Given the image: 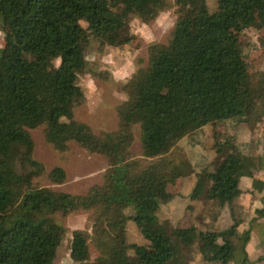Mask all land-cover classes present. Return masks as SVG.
<instances>
[{"label": "trees", "instance_id": "obj_1", "mask_svg": "<svg viewBox=\"0 0 264 264\" xmlns=\"http://www.w3.org/2000/svg\"><path fill=\"white\" fill-rule=\"evenodd\" d=\"M168 11L175 22L167 44L150 45L146 65L120 88L125 100L115 108L116 129H87L75 117L85 101L78 77L100 76L88 68L87 45L92 39L100 49L132 45V17L148 25ZM0 21V264H55L66 231L58 219L76 213H87L88 225L71 233L75 264H190L192 252L203 264H232L237 251L245 254L249 233L237 232L240 220L232 216L216 229L201 230L193 219L174 227L156 193L174 198L167 189L181 177L175 151L207 125L223 159L203 170L210 186L203 193L199 182L191 201L205 195L234 204L243 177L264 191V181L229 151L233 142L216 132L229 120L249 128L264 121V70L248 66L240 44L243 33L257 27V57L264 60V0H215L212 11L206 0H0ZM38 128L59 154L74 144L106 159L102 183L84 195L41 187L45 168L34 159L29 133ZM136 140L139 154L131 150ZM47 179L62 185L66 174L53 168ZM257 215L264 217V207ZM129 221L144 245L128 244Z\"/></svg>", "mask_w": 264, "mask_h": 264}, {"label": "rangeland", "instance_id": "obj_2", "mask_svg": "<svg viewBox=\"0 0 264 264\" xmlns=\"http://www.w3.org/2000/svg\"><path fill=\"white\" fill-rule=\"evenodd\" d=\"M206 4L210 11L214 10L215 0H206ZM193 15V12L189 13L191 20ZM174 22L173 11L159 13L157 19L148 25L132 17L129 21V31L134 36V40L129 46L100 49L98 42L91 40L85 49V60L89 65L88 68L100 73V76H93L89 72L78 77L80 93L85 99L75 110V117L79 122L84 123L86 128L94 133L116 129L115 108L125 100L124 94L120 91L121 86L133 72L146 65L147 48L150 45L167 44ZM82 25L85 26L83 23ZM258 36L259 29L254 27L243 33L240 44L248 66L264 70V60L257 57ZM3 38L0 21V50L3 46ZM214 132L209 125L204 126L184 137L175 151V169L181 177L167 189L168 193L175 196L172 200H168L165 196L156 193L160 209L167 215L171 226L188 227L193 219L201 230L216 229V226L226 227L230 224L232 216L237 219L234 214L235 203L220 205L208 201L205 195L200 200L191 201L199 182L203 183V193L210 186L203 178V170L212 171L223 159V156H218L212 148ZM216 132L222 138L233 142L234 145L229 151L241 156L245 165L256 173L264 171V155H262L264 154V121L254 128H249L238 119L229 120L219 125ZM29 133L35 146L34 159L45 168L46 175L40 182L41 187L71 195H84L88 188L102 183L104 172L108 168L106 159L98 155H88L74 144L70 145L67 154H59L45 143L42 128L31 130ZM131 150L134 154L140 153L137 140ZM53 168L64 170L66 180L62 185L52 184L47 179V174ZM260 195L263 196L264 191ZM190 204L197 205L199 209L191 212L187 209ZM127 214H131V211L128 210ZM87 218V213H76L65 220L58 219L59 224L66 231L57 250L55 264H75L70 259L71 233L77 229H85L88 225ZM126 237L128 244H145L138 227L132 221L127 223ZM90 253L93 260L96 254L93 249H90ZM241 259V252L237 251L233 263L237 264ZM189 260L190 264H203L201 257L195 252L190 253Z\"/></svg>", "mask_w": 264, "mask_h": 264}, {"label": "crops", "instance_id": "obj_3", "mask_svg": "<svg viewBox=\"0 0 264 264\" xmlns=\"http://www.w3.org/2000/svg\"><path fill=\"white\" fill-rule=\"evenodd\" d=\"M253 172L255 178L264 181V171ZM238 188L240 195L235 202L234 214L241 223L237 232H248L249 240L245 245V254L241 253L242 259L237 264H264V217L257 215V211L263 208L264 197L254 190L251 178H241Z\"/></svg>", "mask_w": 264, "mask_h": 264}]
</instances>
